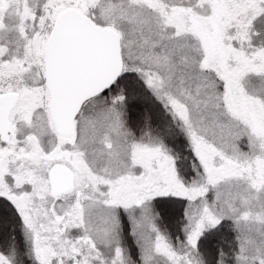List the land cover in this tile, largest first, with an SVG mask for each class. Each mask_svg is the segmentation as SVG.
<instances>
[{"label":"snow or ice","instance_id":"1","mask_svg":"<svg viewBox=\"0 0 264 264\" xmlns=\"http://www.w3.org/2000/svg\"><path fill=\"white\" fill-rule=\"evenodd\" d=\"M0 264H264V0H0Z\"/></svg>","mask_w":264,"mask_h":264}]
</instances>
